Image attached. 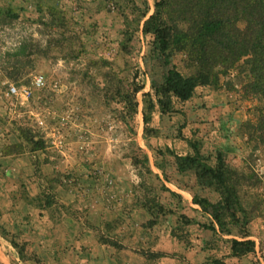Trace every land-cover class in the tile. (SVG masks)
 Instances as JSON below:
<instances>
[{
  "label": "rangeland",
  "instance_id": "rangeland-1",
  "mask_svg": "<svg viewBox=\"0 0 264 264\" xmlns=\"http://www.w3.org/2000/svg\"><path fill=\"white\" fill-rule=\"evenodd\" d=\"M156 1L0 0V264H198L211 255L264 264V145L244 125L257 121L264 100L247 93L240 61L188 100L173 98V112L153 110L144 132L151 85L168 67L195 70L181 51L165 66L143 31ZM11 85L28 89L27 99L8 94ZM189 139L209 163L222 159L243 174L254 252L232 257L225 239L233 235L202 226L212 217L193 195L220 196L194 170H177L174 154L191 152ZM156 201L174 213L148 226L142 204ZM149 250L174 256L151 262L140 254Z\"/></svg>",
  "mask_w": 264,
  "mask_h": 264
},
{
  "label": "trees",
  "instance_id": "trees-1",
  "mask_svg": "<svg viewBox=\"0 0 264 264\" xmlns=\"http://www.w3.org/2000/svg\"><path fill=\"white\" fill-rule=\"evenodd\" d=\"M154 6V12L143 23V31L154 36V50L158 51L165 66L169 65V56L173 51H181L195 70L192 74L183 75L174 66L168 67L162 82L151 85L152 94H144L147 97L142 111L144 132L150 130L148 124L153 110L158 109L162 115L173 112V98L178 102L188 100L197 86L216 84L219 74L240 61L247 65L251 77L245 84L247 93L258 95L264 100V0H158ZM239 21L244 23L243 29L238 28ZM140 89L141 86H135L131 92L128 102L132 111L137 109L138 102L134 98ZM244 125L259 131L258 138L264 145V112L260 111L257 121L248 120ZM188 144L191 152L174 154L177 170H194L197 182L202 185L214 184L220 196L219 202L213 203L205 197L193 195V202L212 217V221L202 226L215 236L233 235L225 239L229 244L230 256L240 258L254 252L255 241L248 238L249 230L246 228L252 217L239 195L240 186L245 181L243 174L239 175L222 159L214 164L209 163L200 153L197 140L189 139ZM144 159L147 161L146 155ZM176 196L181 199L180 195ZM142 205L150 216L148 226L156 224L159 215L174 213L173 209L159 201ZM227 205L232 208L231 211L225 210ZM179 219L186 224L195 222L184 214L179 215ZM172 232L178 239L186 240L183 235ZM109 243L120 248L116 242ZM140 254L151 262L169 255L151 250ZM198 264L227 262L211 255Z\"/></svg>",
  "mask_w": 264,
  "mask_h": 264
},
{
  "label": "built area",
  "instance_id": "built-area-1",
  "mask_svg": "<svg viewBox=\"0 0 264 264\" xmlns=\"http://www.w3.org/2000/svg\"><path fill=\"white\" fill-rule=\"evenodd\" d=\"M33 83L37 86H40L43 84V76L41 74H36L34 75L33 78ZM8 94H13V95H21L22 97H24L25 99H27V97L29 96V90L26 88H23L20 90H18L15 86L11 85L7 91Z\"/></svg>",
  "mask_w": 264,
  "mask_h": 264
}]
</instances>
